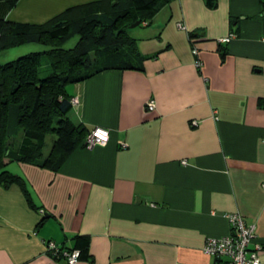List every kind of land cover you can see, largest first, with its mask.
Here are the masks:
<instances>
[{
  "label": "crops",
  "instance_id": "0c3cea01",
  "mask_svg": "<svg viewBox=\"0 0 264 264\" xmlns=\"http://www.w3.org/2000/svg\"><path fill=\"white\" fill-rule=\"evenodd\" d=\"M121 1L18 0L10 9L0 1V17L43 24ZM261 10L259 0H167L129 31L135 68L69 84L78 98L70 119L107 128L109 139L76 147L55 171L7 165L38 209L16 184H0V264H66L46 244L72 248L75 235L89 238L82 264H214L203 246L230 232L234 213L255 225L264 264ZM28 51L40 47L6 49L0 63Z\"/></svg>",
  "mask_w": 264,
  "mask_h": 264
},
{
  "label": "trees",
  "instance_id": "16d2710c",
  "mask_svg": "<svg viewBox=\"0 0 264 264\" xmlns=\"http://www.w3.org/2000/svg\"><path fill=\"white\" fill-rule=\"evenodd\" d=\"M12 8L18 0H0ZM167 0H122L113 2L108 10L95 11L78 18L57 16L43 24L19 23L0 17V50L28 43L46 47L32 51L14 60L0 63V184H16L28 205L38 209L27 182L10 172L8 162L21 161L57 170L76 147H86L85 138L91 129L75 124L69 117L73 105L67 86L82 81L105 69L135 68L131 54L135 40L129 35L130 25L150 18L159 5ZM215 0H207L210 7ZM264 18V0H259ZM97 4V3H95ZM98 8H101L98 3ZM78 34L76 44L64 48L62 42ZM195 37L196 35H190ZM224 58L226 51L219 46ZM103 54V56H102ZM43 58L49 72L42 75ZM89 71H82L87 65ZM138 68V67H136ZM13 132L20 133L14 146ZM54 134L52 149L41 158V150L48 134ZM45 217L39 221L40 225ZM72 248L59 247L52 252L56 258L66 259L62 250H78L79 260H88L89 238L73 237Z\"/></svg>",
  "mask_w": 264,
  "mask_h": 264
},
{
  "label": "built area",
  "instance_id": "2783aa9c",
  "mask_svg": "<svg viewBox=\"0 0 264 264\" xmlns=\"http://www.w3.org/2000/svg\"><path fill=\"white\" fill-rule=\"evenodd\" d=\"M180 26V24H178ZM229 37L221 39L226 42ZM193 54L197 55L198 51L194 47ZM196 65L200 66L199 59ZM70 102L73 106L78 103L77 97H72ZM147 108L152 110L155 107L154 101L149 100L146 104ZM195 123V121H194ZM110 132L107 128L101 126L93 127L85 138V146L92 147L96 144L106 143L109 139ZM122 147L125 146L121 143ZM185 163V161H182ZM264 187V183L262 184ZM230 223V232L220 238H208L203 246V251L215 258L214 264H261L258 251L261 245L255 242V225L247 223L244 218L238 214H230L227 216ZM46 249L51 252H58L59 246L52 241H48ZM62 255L66 259L67 264H82L79 260L78 250H62Z\"/></svg>",
  "mask_w": 264,
  "mask_h": 264
},
{
  "label": "rangeland",
  "instance_id": "374dc122",
  "mask_svg": "<svg viewBox=\"0 0 264 264\" xmlns=\"http://www.w3.org/2000/svg\"><path fill=\"white\" fill-rule=\"evenodd\" d=\"M135 27H132V28H130L129 29V31H132L133 29H134ZM77 40H78V34H76V35H74L73 36V34L72 35H70L68 38H66L63 42H62V46L64 47V48H71V47H73L75 44H76V42H77ZM21 46V45H20ZM26 47V46H25ZM38 47H40V51H43V50H45L46 49V47L45 46H43V45H39L38 44ZM5 50V49H4ZM4 50H0V52H3ZM32 50V49H31ZM37 50H39V49H37ZM14 51H16V50H14ZM29 52V51H28ZM23 54H26V53H19L18 55H14V57H11V59H9L8 61H10V60H14L15 58H17V57H19V56H21V55H23ZM102 56H103V54H102ZM7 62V61H6ZM42 63H43V66H42V68H41V70H42V75H45L46 73H48L49 72V67H48V63H47V60L45 59V58H43V61H42ZM93 66L94 65H87L85 68H83L82 69V71H89V70H91V69H93ZM69 87V85L67 86V88ZM14 137H15V142H14V146H18V144H19V141H20V133H18V132H13V134H12ZM56 139V136L54 135V134H48L47 135V137H46V143H45V145H44V147L42 148V150H41V153H42V156H41V158L42 159H44V158H46L47 156H48V154L50 153V151H51V149H52V146H53V143H54V140ZM10 162H8V164H9ZM7 164V165H8ZM12 164V163H11ZM7 168V167H6Z\"/></svg>",
  "mask_w": 264,
  "mask_h": 264
},
{
  "label": "water",
  "instance_id": "95a60500",
  "mask_svg": "<svg viewBox=\"0 0 264 264\" xmlns=\"http://www.w3.org/2000/svg\"><path fill=\"white\" fill-rule=\"evenodd\" d=\"M138 24H139V21H136L135 23H133V24L130 25V28L135 27V26H137Z\"/></svg>",
  "mask_w": 264,
  "mask_h": 264
}]
</instances>
